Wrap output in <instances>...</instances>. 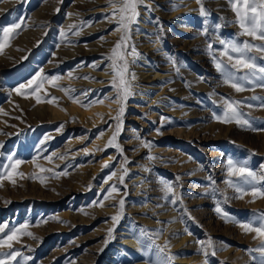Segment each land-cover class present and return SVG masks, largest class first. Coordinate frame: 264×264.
Here are the masks:
<instances>
[{"label":"rangeland","instance_id":"1","mask_svg":"<svg viewBox=\"0 0 264 264\" xmlns=\"http://www.w3.org/2000/svg\"><path fill=\"white\" fill-rule=\"evenodd\" d=\"M49 1L53 2L0 0V27L23 20L18 30L20 44L26 25L37 31L32 21L36 13L42 12L40 18L44 19L53 11ZM71 3L63 1L57 18L47 25L44 39L37 32L24 51L19 45L17 54L0 61V165L9 163V155L23 161L11 172V179L0 178V226L7 225L0 237L18 229L12 248H0V259L4 253L18 251L20 256L12 264H256L253 257L259 253L249 250L264 241L226 222L215 208L219 204L241 221L264 212V198L253 203L249 193L238 199L227 184L228 179L237 180L228 176V159L264 175V87L257 81L247 85L248 90L236 92L224 83L213 56L226 60L220 55V40L262 42L238 35L240 29L228 0H202L208 15L201 14L198 0H180L176 10L165 0H144L150 8L138 6L129 51L133 44L140 50L143 34L138 32L158 34L164 50L155 57V65L163 77L154 83L166 89L159 99H151L147 91L153 84L131 80L133 65L128 56L126 79L131 80L133 94L124 101L125 111L118 122L115 117L121 103L113 85L114 112L91 107L101 100L96 93L100 79L95 74L100 70L93 75L89 71L91 84L71 83L75 90L87 93L81 113L70 112L68 101L54 91L66 87V71L53 66L56 52L51 50V39ZM190 4L194 11L187 13ZM76 7L84 9L80 1ZM146 12L150 14L146 16ZM118 20L106 30L107 39L115 33ZM119 30L122 33L114 45L124 34ZM252 55L264 65L260 53ZM73 68L75 74H81L80 64ZM34 76L37 80L42 76L59 79L44 81V91L33 93L26 88L13 97L18 85ZM109 91L100 89L104 96ZM224 97L244 102L240 110L247 114L251 128L214 118L223 110ZM48 104L61 109V115L51 112ZM118 123L115 145L119 147L109 146ZM111 173L115 175L108 179ZM164 182L181 198L176 203H171V193L165 198ZM112 185L119 191L103 199ZM256 186L264 188V181ZM113 216L120 219L114 221ZM160 248L165 251L161 253Z\"/></svg>","mask_w":264,"mask_h":264},{"label":"snow or ice","instance_id":"2","mask_svg":"<svg viewBox=\"0 0 264 264\" xmlns=\"http://www.w3.org/2000/svg\"><path fill=\"white\" fill-rule=\"evenodd\" d=\"M198 2L201 3V14L208 15L209 13L205 11L202 0H198ZM117 3H119V7H117ZM228 3L230 4L231 9L233 10L236 17L234 22L240 29L238 35L247 36L250 37L251 40L261 41L262 43L254 44L249 40L231 42L220 40V44L223 45L220 55L226 57V60H222L214 55L213 60L215 67L222 74L224 83L228 84L238 93L248 90L246 86L255 85L257 81H260V86L264 87V65L258 64V57L256 55H252L254 52L260 53L261 56L259 59L264 60V0H228ZM140 5H143L145 8H150L149 5L144 4V0H110V7L114 9L112 15H119L118 27L117 29H114V31L119 29L124 30V34L121 36L120 40L116 42L112 49V55L108 57V59L112 61L110 67L114 71L112 85L117 88L118 96L116 99L121 103L119 114L117 117H115L118 122L121 121V117L125 111L123 106L124 101H126V99L133 94L131 92V80L136 79L134 73L130 74L131 80L126 79V76L129 75V61L127 57L131 56L132 62L135 63V60L140 56L134 44L130 46V51L128 45V42L131 39V25L138 22L139 12L137 9ZM23 23V20H18L12 22L9 26L0 27V52H2L5 47L9 46L10 41L15 38V35L18 34L17 30L22 28ZM84 26H90V22L86 23ZM72 27L75 26L73 25ZM75 34L78 35L79 32ZM211 47L212 45L210 44L209 48ZM38 75L40 74L38 73ZM58 79V76H42L40 82H37V78L34 76L27 83L20 84L19 87L15 89V91L17 93H21L23 89L29 88L33 93H36L41 90L44 81L54 82ZM33 85H35V87H32ZM84 95H87V93H84ZM51 99L56 100L57 98L53 97ZM72 99L75 102L76 98L74 96ZM36 100L37 102H40L41 97L37 95ZM102 102V100L95 101V103ZM222 103L223 110L221 114H214V118L218 122H234L241 127H252L251 122L246 118L247 114L240 110L241 105L244 103L243 101L233 100L230 97H224ZM248 107L253 106L249 104ZM261 107H264V105H261ZM119 132L120 124L118 123L116 135H114L109 141V146L115 145L116 136L119 134ZM115 146L119 147L118 145ZM144 146L147 147L148 144L146 143ZM120 151H122V149H120ZM47 159L51 160L52 157L49 156ZM7 160L9 163L0 165V169H2V171H0V178L6 176L7 178L11 179V172H15L17 166L23 163V161L14 158L12 155H9ZM105 167H108V165H105ZM41 171L50 170L42 168ZM227 172L230 178H237V180H227L228 186L235 189L237 193L236 198L243 199L244 196L248 195L249 193L253 197V200L251 201L253 203L257 198H264V188L256 186V182L264 181V175H258L247 166L234 162L232 159H228L227 161ZM114 175L115 173H111L108 179H111V176ZM122 182L123 178H121V183ZM164 188L166 193L165 198H167L168 193H171L174 197V199L171 200V203L174 204L177 200L181 199L175 194L174 188L171 184L164 182ZM118 191L119 189L115 185H112L103 199L110 198L112 193ZM124 204V199H121L119 201V207L121 211L124 209ZM99 206H102V203ZM215 211L218 215L222 216L226 222H232L241 227L245 234L254 233V239H262V241H264V212L253 213L250 219L241 221L230 216V214L224 211V209L221 208L219 204L215 208ZM111 219L118 221L120 217L113 216ZM5 228H7V225L0 226V233H4ZM17 231L18 229H10L8 234L0 237V248L8 247L11 249V242L16 238ZM28 235H31V233H28ZM109 236H111V230L109 231ZM105 243H107V240ZM159 251L163 253L165 250L160 248ZM249 251L253 253H259L258 257H253V259L256 260V264H264V242H262L257 248L251 249ZM18 256H20L18 251H9L4 253L3 258L0 259V264H12V262L15 261Z\"/></svg>","mask_w":264,"mask_h":264},{"label":"bare ground","instance_id":"3","mask_svg":"<svg viewBox=\"0 0 264 264\" xmlns=\"http://www.w3.org/2000/svg\"><path fill=\"white\" fill-rule=\"evenodd\" d=\"M52 1L53 2L49 1V4H53L54 9L52 12H50V14H47L46 18L41 19L40 16L43 14H41L42 12H40L36 13V18H34L35 20L32 19V21H34L35 23L37 31H33L29 28L28 23H30L31 21H28V25H26L23 30H21V43L19 44V31L17 30L18 34L15 35V38L10 41L9 46L5 47L3 51L0 52V61L6 58H11L13 57V55L17 54L19 51V45L24 51L25 44L35 33H40L42 35V39H44L48 32L47 25L49 24L50 27L54 22L55 18H57V15L60 11V8L62 7L64 0ZM79 1L84 5L83 10L77 9L76 7ZM165 1H167L170 6L174 7L175 10L178 9V7L181 5L180 0ZM71 2L72 3L62 16L61 24L57 29H54L53 37L51 39L53 41V45H51V50H53V52H56L53 54L52 57L53 66L55 68H61L66 71L64 75L66 87H63L64 89H62L60 88V86L54 91L60 93L65 98V100L68 101L67 105L68 110L70 112L81 113L86 107L84 102L85 91H82V89L78 91L77 89L75 90V88L71 86V83L75 80L78 85H85L87 83L91 84L92 81L90 77V72L93 75V71L100 70V73L95 72L97 77L100 79V81L96 83L100 85V88L98 87L96 93L99 95V98L103 102H94L92 103L91 107L92 109H96L100 112H103L105 110H109L110 112H112L116 109L115 107L117 105V102L112 96V94L115 95L114 88L111 90L114 75L113 69L110 67L112 61H110L108 57L112 55V48L114 47L115 39L122 33V31H115V33L109 39L105 37V32L116 19L118 20L119 15H112L114 9L110 7V0H71ZM117 5H119V3H117ZM44 7L45 6L43 5L41 9H44ZM193 11L194 9L192 4H190L188 8L186 6L185 12L192 13ZM149 14V12H146V16ZM39 20H41L43 23H38L37 21ZM89 22L90 26H84L86 23ZM73 25L75 27H72ZM77 32H79L78 35L75 34ZM138 33L140 35H143H141L140 50L137 51L140 56L135 60V63L132 62L133 69L131 70L136 77V79L132 81L135 84L141 81H148L152 83V89L147 91V95H150L152 97L151 99H159L161 95L160 93L165 92L166 88L162 87L163 85L160 87V83L156 85L154 83L157 80L161 82L163 77L156 68L155 57L159 52L161 53V51L164 50L163 43L161 42L158 34H156L155 31L148 30L140 31ZM34 46L37 47L39 45ZM130 58L132 60L131 56ZM76 63L80 64V67L82 66L81 74H75L73 72V67ZM80 77L81 79H79ZM37 82H40V80H37ZM101 88H108L110 91L106 96H104L103 93H100ZM18 96L19 93L15 91L13 97L17 98ZM73 96L76 98L75 102L72 99ZM89 104H91V102ZM48 106L51 112L53 111L56 114H58L61 110H59L56 106L54 107L50 104H48ZM59 115L61 114L59 113ZM86 118L88 119L89 116L86 115Z\"/></svg>","mask_w":264,"mask_h":264}]
</instances>
